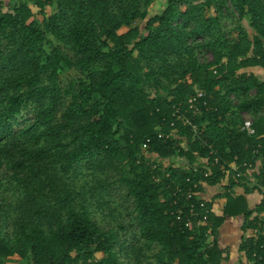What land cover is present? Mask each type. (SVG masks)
<instances>
[{
  "label": "trees",
  "instance_id": "obj_1",
  "mask_svg": "<svg viewBox=\"0 0 264 264\" xmlns=\"http://www.w3.org/2000/svg\"><path fill=\"white\" fill-rule=\"evenodd\" d=\"M152 2L17 0L5 9L0 0V264H223L219 232L239 216L245 257L264 243V167L253 187L220 170L235 158L242 172L264 165V80L253 71L264 74V0H167L149 16ZM228 2L241 21L234 38L222 28ZM206 51L213 58L201 61ZM198 91L207 106L187 114L195 135L175 108L185 112ZM244 113L256 116L253 136L241 131ZM209 146L222 161L209 160L205 177L195 164ZM174 159L181 165L164 166ZM85 169L95 185H79ZM195 185L224 187L223 215L215 199L201 207L194 197L185 228L172 204ZM113 187L133 203V242L91 216L87 197ZM254 192L263 199L252 209Z\"/></svg>",
  "mask_w": 264,
  "mask_h": 264
},
{
  "label": "rangeland",
  "instance_id": "obj_2",
  "mask_svg": "<svg viewBox=\"0 0 264 264\" xmlns=\"http://www.w3.org/2000/svg\"><path fill=\"white\" fill-rule=\"evenodd\" d=\"M31 1V0H30ZM195 3H201L202 0H192ZM17 2V0H4V8L5 9H11L13 5ZM167 0H153V2L149 5L148 11L149 16H154L157 14H160L166 7ZM33 11L38 15V11L35 7H33ZM53 8L48 7L47 8V14H52ZM214 10L211 9L207 12V16L213 15ZM41 19L42 16H39ZM223 20H222V28L225 30V32L229 35H232V37H236L235 29H237L238 25L241 23L239 20L238 14L235 11L234 7L230 2H228L224 8L223 13ZM245 26H247L246 21L242 22ZM204 39H199L200 42H203ZM200 60H212L213 56L208 51L203 52L200 54ZM255 70V73L264 80V74L261 70ZM234 102H236V99H233ZM255 120L256 116H254L251 113H244L243 114V120L249 119ZM175 160V159H174ZM172 160L171 162L164 163V166L167 167L170 164L173 165H181V161L178 160ZM258 166V172L262 170V167L264 165L262 163ZM252 172V171H251ZM85 176L79 177V185L82 186L85 182H89L90 185H95V178L91 176V170H84ZM3 174V170H0V175ZM112 175V179L115 178L114 174ZM256 175H258L256 173ZM255 174L250 175L246 178V182L250 184V187L260 185V181L258 177ZM86 177V178H85ZM207 187L206 195L213 196L216 195L217 192H222L223 188L221 185L215 186V187ZM96 193L98 189H93ZM264 191V188H263ZM97 194V193H96ZM204 198L203 193H200V198ZM202 198V199H203ZM88 199V205L90 208L91 216L95 221H97L99 224H101L105 230L110 231L116 229L119 234V240L125 241L129 240V242H133L134 239L138 236V228L135 223V213L133 212V203L131 200L126 199L125 191L120 189L119 187H113L110 191L109 195H104L103 199L99 195H96L94 198L87 197ZM205 199V198H204ZM203 199V200H204ZM257 201H261V196L257 197ZM205 201V200H204ZM0 206H5V202H3L2 197L0 196ZM102 206V207H101ZM8 208V207H7ZM6 208V209H7ZM10 210V209H8ZM11 214V213H10ZM239 221V220H236ZM120 227H124L125 230L120 229ZM120 249V246L117 247V250ZM120 260L123 262H127L128 260L121 255Z\"/></svg>",
  "mask_w": 264,
  "mask_h": 264
},
{
  "label": "built area",
  "instance_id": "obj_3",
  "mask_svg": "<svg viewBox=\"0 0 264 264\" xmlns=\"http://www.w3.org/2000/svg\"><path fill=\"white\" fill-rule=\"evenodd\" d=\"M205 93L202 91H198L195 95L191 96L186 104L185 107L187 109L185 112H182V104H180L178 107H176V115L178 117V120H182L185 126L191 127V129L194 131L195 135H200L201 130L199 129L198 125L193 123L192 118L194 116H198L201 114V108L206 107L207 104L204 101ZM184 107V106H183ZM189 111L192 112L193 117L187 116ZM241 131L246 132L249 136L255 135L256 131L254 129V120L251 118L244 119L243 125L241 127ZM202 132H204V129H202ZM173 134L166 135L167 138H171ZM159 138H164L163 134L158 135ZM186 139V138H184ZM258 152L255 151V154ZM151 157V156H149ZM213 159L212 165L216 166L221 164V158L217 154V151L213 149L212 146H209V157L206 159H202L199 163L195 164L196 168H199L204 171L205 177H210L213 175V170L211 166L207 164L209 160ZM237 158L231 163V164H225L221 167L222 174L227 178L232 175V173H235V177L237 178H247L249 176V173L251 171L255 170L251 165H248V163H243V167L247 168L246 172H242L240 170L241 166L237 165L236 163ZM198 186L195 185L193 189H190L187 194L181 193V190H178L181 195L177 197L172 204L173 211L172 216L174 217L175 221L181 223L185 226V228H190L193 225V221L196 218L195 217V210H196V202H193L192 199L195 197L197 202H201V207H204L205 201L200 198V193L195 192L194 189H196ZM182 200H185L186 202H190L187 206ZM198 221L197 223L200 224L202 221L201 219H196ZM258 235V230H255V232L250 236L253 238H256ZM245 264H264V243L262 244H255L254 250L252 251L251 257L246 258L245 257Z\"/></svg>",
  "mask_w": 264,
  "mask_h": 264
},
{
  "label": "crops",
  "instance_id": "obj_4",
  "mask_svg": "<svg viewBox=\"0 0 264 264\" xmlns=\"http://www.w3.org/2000/svg\"><path fill=\"white\" fill-rule=\"evenodd\" d=\"M260 162L257 163L256 169L253 170L250 175L258 174V166ZM207 187H204L203 196L205 201H211L215 199L214 204H213V213L218 216L223 215V207L225 205V200L217 198L219 194L222 192H217L216 195L214 194L213 196L206 195ZM235 193H243V188L237 187L235 188ZM261 196V201H257V197ZM216 197V198H215ZM262 195L259 194L258 192L251 193L248 195V202L250 207L253 209L257 207L261 202H262ZM261 218H264V213L261 215ZM239 220V221H236ZM244 224V218L239 216V217H234V218H229L226 220L225 224L221 227L220 232H219V237L218 241L221 246L225 250V254L227 257V260L223 264H242V261H245V255L244 252L240 251V247L243 243V237L244 233L242 231V226ZM10 261H15L16 264H25L22 259H20L18 256H14L11 258Z\"/></svg>",
  "mask_w": 264,
  "mask_h": 264
}]
</instances>
